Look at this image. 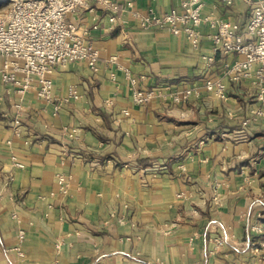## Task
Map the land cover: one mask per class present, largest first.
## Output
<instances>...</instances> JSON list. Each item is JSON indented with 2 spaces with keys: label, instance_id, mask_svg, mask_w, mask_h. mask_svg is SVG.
Instances as JSON below:
<instances>
[{
  "label": "crops",
  "instance_id": "obj_1",
  "mask_svg": "<svg viewBox=\"0 0 264 264\" xmlns=\"http://www.w3.org/2000/svg\"><path fill=\"white\" fill-rule=\"evenodd\" d=\"M180 1L119 0L114 22L99 7L68 12L97 50L98 69L56 65L52 100L40 98L33 82L21 109L14 88L4 87L0 264H264L262 235L247 241L249 226L264 223V118L247 127L246 140L234 138L241 117L258 105L250 81L225 79V99L204 89L208 22L198 26L197 47L184 33L141 26L143 16ZM208 13L242 23L248 7L208 0ZM216 59L210 76L219 72ZM126 71L158 95L133 103ZM185 88L196 92L173 102L171 94ZM56 173L66 176L64 189ZM223 231L230 239L215 247Z\"/></svg>",
  "mask_w": 264,
  "mask_h": 264
},
{
  "label": "built area",
  "instance_id": "obj_2",
  "mask_svg": "<svg viewBox=\"0 0 264 264\" xmlns=\"http://www.w3.org/2000/svg\"><path fill=\"white\" fill-rule=\"evenodd\" d=\"M208 0H181L177 7L162 14L152 12L141 19L142 27L156 26L168 29L173 34L184 33L193 47L201 40L198 26L206 21L214 29L206 35L211 43L212 54L202 55L207 63L204 71V89L225 99L228 96L227 83L238 85L244 79L250 81L253 97L258 105L250 114L240 119V129L234 134L238 140L248 138L247 127L257 118H264V0H244L248 7V17L244 22L214 17L211 13L202 14V8ZM225 6L233 4V0H218ZM96 7L108 13V20L114 22L118 18L119 0H10L0 11V102L4 87L12 86L16 91L17 109L22 108L21 98L27 89L36 83V94L46 100H52V73L56 65H65L70 61H84L92 71L98 69V53L86 39V31L77 28L65 19L68 12L94 10ZM219 57L218 73L210 76L209 68ZM111 55L110 59H115ZM114 78V73H110ZM132 90V102L144 104L158 95L159 88L142 87L141 77L132 76L126 71ZM193 88H185L171 94L173 102L185 101ZM70 94L76 97L75 89ZM60 104V103H59ZM56 104V107H59ZM122 113L128 114L127 109ZM13 132H20L18 117L12 120ZM13 165L22 166L14 159ZM54 180L59 189L66 186V176L56 173ZM264 230V223L249 226L248 243L254 244V236ZM24 230L18 228L19 242ZM228 232L223 231L214 240L215 247L227 243ZM58 247L59 243H55ZM259 245L264 246L261 241ZM14 249L23 256L20 245Z\"/></svg>",
  "mask_w": 264,
  "mask_h": 264
},
{
  "label": "rangeland",
  "instance_id": "obj_3",
  "mask_svg": "<svg viewBox=\"0 0 264 264\" xmlns=\"http://www.w3.org/2000/svg\"><path fill=\"white\" fill-rule=\"evenodd\" d=\"M8 4H9V0H2V2H0V11L3 10ZM259 235H262V239L264 240V230ZM262 239L260 238V240Z\"/></svg>",
  "mask_w": 264,
  "mask_h": 264
}]
</instances>
